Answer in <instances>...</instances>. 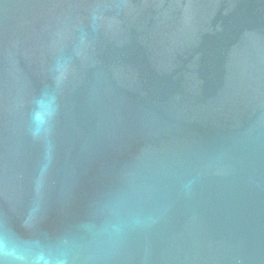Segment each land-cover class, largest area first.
Segmentation results:
<instances>
[{"label": "water", "instance_id": "1", "mask_svg": "<svg viewBox=\"0 0 264 264\" xmlns=\"http://www.w3.org/2000/svg\"><path fill=\"white\" fill-rule=\"evenodd\" d=\"M33 212L122 224L99 264H264V0H0V221Z\"/></svg>", "mask_w": 264, "mask_h": 264}, {"label": "clouds", "instance_id": "2", "mask_svg": "<svg viewBox=\"0 0 264 264\" xmlns=\"http://www.w3.org/2000/svg\"><path fill=\"white\" fill-rule=\"evenodd\" d=\"M30 133L48 135L58 100L44 90L32 99ZM123 230L120 223L90 226L79 237L51 235L40 230L35 213L20 222L0 221V264H99Z\"/></svg>", "mask_w": 264, "mask_h": 264}]
</instances>
